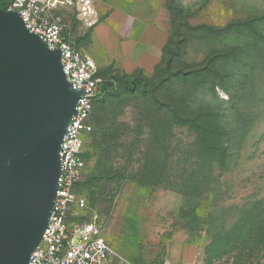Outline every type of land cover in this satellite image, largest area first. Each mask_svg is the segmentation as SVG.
Here are the masks:
<instances>
[{
  "label": "rangeland",
  "instance_id": "obj_1",
  "mask_svg": "<svg viewBox=\"0 0 264 264\" xmlns=\"http://www.w3.org/2000/svg\"><path fill=\"white\" fill-rule=\"evenodd\" d=\"M139 1L163 29L149 35L156 59L144 87L118 85L95 107L76 187L89 207L67 224L96 214L134 264H264V0ZM65 16L103 80L124 74L93 28ZM177 43L173 79L153 92Z\"/></svg>",
  "mask_w": 264,
  "mask_h": 264
},
{
  "label": "water",
  "instance_id": "obj_2",
  "mask_svg": "<svg viewBox=\"0 0 264 264\" xmlns=\"http://www.w3.org/2000/svg\"><path fill=\"white\" fill-rule=\"evenodd\" d=\"M61 60L0 8V264H29L57 200L61 145L85 95Z\"/></svg>",
  "mask_w": 264,
  "mask_h": 264
},
{
  "label": "built area",
  "instance_id": "obj_3",
  "mask_svg": "<svg viewBox=\"0 0 264 264\" xmlns=\"http://www.w3.org/2000/svg\"><path fill=\"white\" fill-rule=\"evenodd\" d=\"M100 0H12L7 10L17 11L26 27L38 35L50 49L62 51L63 70L75 90L85 95L77 104L61 145V176L57 200L43 238L32 254L29 264H134L122 257L103 237L98 216L75 222L69 228L67 221L78 218L88 209V202L76 195L75 187L83 178L86 163L83 157L86 141L93 131L95 104L106 91L98 77V66L85 55L72 37L65 23V13H72L85 28H94L100 22ZM189 264H205L196 261Z\"/></svg>",
  "mask_w": 264,
  "mask_h": 264
},
{
  "label": "crops",
  "instance_id": "obj_4",
  "mask_svg": "<svg viewBox=\"0 0 264 264\" xmlns=\"http://www.w3.org/2000/svg\"><path fill=\"white\" fill-rule=\"evenodd\" d=\"M192 7L205 0H177ZM100 21L93 29L104 48L111 49L123 69L132 75L145 70L156 59L157 43L149 35L159 34L163 29L144 20L139 0H100Z\"/></svg>",
  "mask_w": 264,
  "mask_h": 264
},
{
  "label": "trees",
  "instance_id": "obj_5",
  "mask_svg": "<svg viewBox=\"0 0 264 264\" xmlns=\"http://www.w3.org/2000/svg\"><path fill=\"white\" fill-rule=\"evenodd\" d=\"M11 2H12V0H0V8L4 9V10H7L8 7L10 6ZM174 10L177 13H180L182 11L181 8L179 7V5L178 6L177 5L174 6ZM186 13H189V11L187 10ZM180 50H181L180 44L177 43L173 50H169L167 52L169 61H168V64H167V67H166L165 73H164L165 74V78H161V82H160L161 84L159 86H157V88L153 89L152 90L153 92H155L156 89H159L160 86L164 82H167L168 80H172L173 79V78H170L172 76V74H173L172 71H171L172 60H173L174 56H177L180 53ZM142 71L143 70H138L137 72H135L132 75L120 74V73L119 74H114L110 79L104 80V83L101 85V88H102V90L106 91V95L100 101H103L111 93L116 92L118 85L123 86L124 88H127V89H133L138 84H141L144 87L145 84L147 83V81H146V79L141 77ZM97 76L101 78L100 73H99V69H98V75ZM127 78H132V80L129 81V79H127ZM98 102L94 106V112H95V107L97 106ZM160 105H163V104L161 103ZM93 115H94V113H93ZM92 123H93V126H94V122L93 121H92ZM94 129H95V127H94ZM94 129L90 133L88 139L92 135H94V132H95ZM96 138H99V137H96ZM88 139H87V141H88ZM87 141H86V144H85V147H84V153H83V157H84L85 163H86L87 156H88V154H87ZM101 141H102L101 143H103V139ZM93 144H96V142L93 141ZM79 183H77V185ZM77 185H76V187H77ZM76 187H75V192H76ZM88 207H89V204H88Z\"/></svg>",
  "mask_w": 264,
  "mask_h": 264
}]
</instances>
